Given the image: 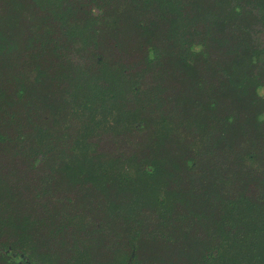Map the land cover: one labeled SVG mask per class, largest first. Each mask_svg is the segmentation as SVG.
<instances>
[{"label": "trees", "instance_id": "1", "mask_svg": "<svg viewBox=\"0 0 264 264\" xmlns=\"http://www.w3.org/2000/svg\"><path fill=\"white\" fill-rule=\"evenodd\" d=\"M0 264H264V0H0Z\"/></svg>", "mask_w": 264, "mask_h": 264}, {"label": "rangeland", "instance_id": "2", "mask_svg": "<svg viewBox=\"0 0 264 264\" xmlns=\"http://www.w3.org/2000/svg\"><path fill=\"white\" fill-rule=\"evenodd\" d=\"M235 212H237V215H235V214H236ZM241 215H243V213L238 212L237 209H236V211H235V210H230V216H231V217H229V216H228V213H227V216L224 217V219L233 222V220L238 219V217H240ZM221 223L226 224V223L224 222V220H222Z\"/></svg>", "mask_w": 264, "mask_h": 264}, {"label": "flooded vegetation", "instance_id": "3", "mask_svg": "<svg viewBox=\"0 0 264 264\" xmlns=\"http://www.w3.org/2000/svg\"><path fill=\"white\" fill-rule=\"evenodd\" d=\"M262 9V8H261ZM263 12V9L262 10H259V12L258 13H262Z\"/></svg>", "mask_w": 264, "mask_h": 264}]
</instances>
